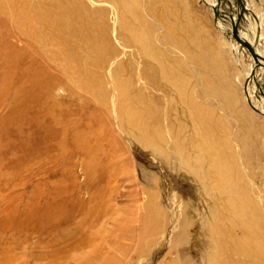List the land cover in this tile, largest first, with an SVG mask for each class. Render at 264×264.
I'll return each mask as SVG.
<instances>
[{
    "label": "bare ground",
    "instance_id": "obj_1",
    "mask_svg": "<svg viewBox=\"0 0 264 264\" xmlns=\"http://www.w3.org/2000/svg\"><path fill=\"white\" fill-rule=\"evenodd\" d=\"M164 1L166 9L175 6L170 0H144L143 8L134 0H115L112 1L110 9L121 10L119 16L115 14L114 25H117V30L124 31L123 42L131 44L132 49L141 55L142 60L136 75L145 78L147 82L157 79L165 83L173 82L186 114L187 124L183 125L190 132L189 139L181 138L176 133L165 137L158 131L154 132L149 122L151 102L145 104L144 99L140 101L131 81L125 78L126 71L120 62L108 64L113 67L105 70L106 81L110 82L116 96L101 97L102 92L106 91L105 78L101 77L107 63L101 50L105 45L104 37L97 23L87 27L84 38L66 30L62 17L70 12L68 0H0V120L6 123L0 126V131L7 130V126L21 124L29 127L35 121L39 131L35 128V133L32 132L34 135L31 138L29 134L27 142L38 141L44 143L43 146L47 143L45 146L48 147L53 125L61 127L59 122L65 124L71 134L62 131L60 139L64 143L70 142L73 153L70 158L74 159V167L77 168L74 172H80L77 180L83 186L96 188L95 191H90L84 187L83 192L86 195L78 196L76 200L66 182L56 181L61 178L62 169L51 170L50 167L41 166L46 177L52 181L47 183L53 184L43 194H52L55 190L63 197L65 204L59 210L57 208L61 205L56 203L47 209L29 212L33 218L49 216L39 222L40 229H37H42L40 238L45 241L43 243L36 240L38 232L35 230L36 234H31L33 237L27 234L28 242L25 239L20 240L13 233L5 236L4 232L7 230L4 225L7 218L1 220L0 264H123L133 259L137 264H142L148 251L150 259L159 258L160 261L144 264H244L237 260L232 261L230 256L234 252L243 256L247 264H264V222L259 216V207L256 203L247 207L243 191L246 193L249 188L245 187L244 182L239 183L241 173L230 171L234 166L231 168V164L220 158V152H215L214 147L220 150L215 145V135L219 129H214L218 117L215 121L214 113L207 102L203 107H197L188 97L189 73H193V76L194 69H197L202 72L199 75L205 93L228 97L232 104L234 102L239 109H244L241 98L236 96L235 88L228 83L225 75L226 54L222 48L213 50L209 34L205 29L202 30L199 26L197 28L196 19L185 8L181 11L179 24L171 22L168 27L159 25L162 30L158 41L182 54L180 57L166 56L157 48V43L152 42L147 29L148 22L150 27V21L155 24L152 19L155 17L156 4ZM223 1L228 4L226 6L232 5V0ZM76 7L82 16H90L91 13L95 16L101 12V8L97 7L84 10L81 3ZM209 9L212 10L211 7ZM147 13L154 16L148 22ZM217 21L220 31L225 32L224 21ZM234 36L237 43L248 50L254 61L253 66L257 65L254 67L257 71L254 75H259V80H263L264 62L257 57L259 53L252 43L255 40L254 35L240 37L234 32ZM92 40V44L88 43ZM93 53H96L95 56L91 55ZM233 54L237 63V55L235 52ZM89 66L90 70L83 74ZM261 69L263 70L258 73ZM31 73H35L32 79ZM183 73H188L187 77ZM138 80L141 79L138 77ZM244 89L247 107L256 114L248 111L247 116L238 115L249 124L245 128L249 139L238 141L236 149L228 147L226 158L243 160V157L248 164L252 153L255 159L260 152L259 133L260 128H264V122H260L258 115L264 116V108L251 103L249 95L252 94L253 86ZM261 96H258V100L264 104L263 92ZM71 101L75 102L74 105H71ZM71 106L73 111L69 113L67 110ZM236 110L238 113V109ZM57 111L65 113L66 118L71 116L67 124V119L64 123L61 119L59 122L55 119ZM167 144L174 170L191 175L197 182L198 193L211 202L213 207H209L208 215L202 218V229L206 235L202 251L191 248L184 238L187 234L184 230L177 236L184 239H177L173 246L165 241L164 248L160 250L148 242L149 238L159 236L163 228L158 225L161 212L155 205L154 198L157 193L162 194L166 202L172 205L173 192L169 189L166 177H158L154 172L145 175L149 186H143L138 179L135 164L139 160L143 169L151 162L161 167L157 159L163 156V147ZM2 146L0 142V147ZM25 151L23 148V156ZM32 162L36 167V162ZM24 170L27 171L25 177L29 181L37 177L31 173L32 167L25 166ZM103 184L108 185L103 187ZM249 190L251 192V188ZM122 194L123 199L120 198ZM244 205L246 208H242ZM9 222L11 223L10 219ZM186 225L185 223L184 228ZM239 227L247 231L249 238L254 232L257 234L253 240L247 241L249 238L245 235V238L235 235V230ZM248 246L251 247L250 252L247 250ZM188 249H191L197 260L190 257ZM163 256L165 257L162 258Z\"/></svg>",
    "mask_w": 264,
    "mask_h": 264
},
{
    "label": "rangeland",
    "instance_id": "obj_2",
    "mask_svg": "<svg viewBox=\"0 0 264 264\" xmlns=\"http://www.w3.org/2000/svg\"><path fill=\"white\" fill-rule=\"evenodd\" d=\"M112 1L115 0H68L70 12L67 16L62 17L64 27L66 28L67 31L70 32V34L81 35L84 38L85 33L87 31V27L92 23H97L98 27L101 29L105 41V45L101 49L102 57L104 56V58L107 60L106 61L107 63H105L104 71L102 72L101 77L102 78L104 77L106 81L107 80L106 71L108 70L109 67H113L112 65H108V64H112L114 62H120L123 69L126 71L125 78H128L131 81V85L133 89L136 90L134 92H136L140 101L144 99L145 104L148 103L149 101L151 102V106L149 107V113H150L149 122L154 132L158 131L165 137H168L176 133V135L180 136L181 138L189 139L190 132L188 131V129H185L183 125L184 123L187 124L186 114L185 111H183L182 109L173 82L165 83L163 80H159V79L150 80L147 82L145 78H141L140 76L136 75V73L138 74V69L140 67L141 64L140 62L142 58H140L141 56L140 54H138L137 52H135L134 49H132L131 44L127 42H123L122 33H124V31L121 32L120 30L116 29L117 25H114L115 24L114 17L115 14H118L119 16L120 15L119 11L121 10L119 8L118 9L114 8V10L111 11L110 7ZM134 1L143 8L144 0H134ZM170 1H173L175 5L172 8L167 7L166 9V3L164 1L163 2L164 6L162 5L163 4L162 2L156 4L155 17L151 13L146 14V22L150 21L152 17L155 18V20L154 18L152 19L155 22V24H153L150 21L151 27L149 26V22L147 23L148 26L147 29L148 32L150 33L149 37L151 38L152 42L157 43V48H160L166 56L180 57L182 55L180 51L174 50V48H169L168 46L163 45L158 41L160 30H162V28H160L159 25L161 24L162 27L163 26L168 27L171 22L175 24H179L181 11L186 8L194 16L193 18L196 19L197 28L199 26L200 29L202 30L205 29L209 34L211 38L210 41L213 50L216 51L219 48H222L223 52H225L226 54V56H224L225 75L227 76L226 78L228 83L230 82L235 88L236 92L234 91V93L236 94V96L238 98L239 97L241 98L239 99L242 100V104L245 109L242 110H244L245 112L243 113V111L239 109L234 102L232 104V100L228 97L205 93L200 78L202 72L197 69H194L195 73L193 76H192L193 73L192 74L189 73V79L187 80V85L189 88L188 97L196 103L197 107H203L205 102H207L211 111H213L214 113V117H213L214 120L216 117H218L216 119L218 120V122L215 120L217 124H215L214 129L215 131L218 129L220 130V131L219 130L216 131L217 133L215 135L216 138L215 145H218L220 147V150L214 147L216 150L215 152L218 153L220 152L219 153L221 155L220 158H223L224 161H226L228 164H231V168H233L234 166V168L230 169V171L232 172L236 171L241 173V177H239V183L244 182L246 188L249 189L251 188V192L249 189L248 190L246 189V193L243 191L244 196L246 198L244 199V201L247 203L246 204L247 207H252V205H255V203L256 205H258L259 216L263 219L262 221L264 222V190H263L264 189V142H263L264 128L263 129L260 128L261 132L259 133L260 139L258 142L259 146L262 149L260 148L259 155H257L255 159L253 153L250 151L252 153V157L248 162L249 165L246 164V160L243 157H242L243 160L241 159L235 160V159H231L230 157L226 158L227 157L226 151L228 150V147L229 149L232 147L236 149L237 148L236 146L238 145L237 143L238 141L242 142L244 139H249L247 133L245 132V128L249 126V124L247 122H244V120L241 119L240 117L241 115L247 116L246 113H248V111L249 112L252 111L249 109V106L247 107L246 104L247 101L245 100V98L247 97L244 94L245 92L244 88H246L247 86L248 88L253 86V91L252 94L249 95L250 96L249 99L250 101H252L251 102L252 104L254 103L258 107L264 108V104L258 100V96L260 97L261 93L262 92L264 93V79L259 80V75L258 77L254 75V73L255 74L257 73L254 67H256L257 65L253 66L254 61L252 60V57H250L251 55L249 54L248 50H246L242 45L240 46L237 43V40L234 36V32L237 33L240 37L242 35L245 36L254 35L255 40L252 43L256 46L255 50H257V52L259 53V56L257 57L259 61L262 60L264 62V0H248V1L232 0V5L230 7L226 6L228 4L223 0H209V1L208 0H170ZM79 3L84 5V10L94 9L95 7H97V8H101V12L95 14L96 17L93 16V13H91L90 16L89 15L82 16L81 12H79V10L76 7L77 4ZM170 4H172V2ZM104 6L107 7L105 8ZM210 7L212 8V10L209 9ZM81 8H83V6H81ZM168 10H170V12ZM238 14L241 15V18H239ZM223 15L228 16V18L226 19L223 18L224 17ZM216 18L224 21L223 23H225V29L224 28L223 29L225 30V32L220 31V28L217 26L218 21ZM157 19L158 21H156ZM229 19H232L234 22H232ZM220 41L222 42L220 43ZM88 43L92 44L93 40L89 41ZM233 52H235L237 55V63L234 60L233 56L235 55L233 54ZM95 54L96 53H93L91 55L95 56ZM105 54L107 56H105ZM89 70H90V66L83 71V74L87 73ZM262 70L263 69L259 70L258 73H260V71ZM183 74L185 75V77H187L188 75V73H183ZM34 75L35 73H31L30 79H32ZM138 77L141 80H138ZM258 81L260 82L259 84ZM104 89H106V91L102 92L101 97L108 98L111 96L114 98L116 96L115 90L114 88H112L110 82L107 81L105 82ZM208 94L211 96H209ZM260 100H263V98H261ZM115 101L117 102V100ZM73 102L74 101H71V105H74L75 102L74 103ZM242 104H240V107H242L241 106ZM72 107L73 106H71V108L67 111L68 112L73 111ZM236 109H238V113H236L237 111ZM57 112L58 113L56 114L55 119L58 120V122L60 119L62 120V122L65 121V119H67L66 122L67 124L71 116H69V118L68 117L66 118L65 113H60L59 111ZM253 112L254 111H252L251 113L253 114ZM258 116L260 117V122L262 121L264 122V116L261 115ZM5 124H6L5 122H1L0 120V126H4ZM30 124L31 126L29 127H25V125L23 124H21V126H7L10 131L8 129L0 131L1 133L0 142L1 144H3V146L0 147V222L4 218L5 219L7 218L5 221L6 225H4L6 226V230H7V232L6 231L4 232L5 236L13 233L14 235H18L20 237V240L25 239L28 242L29 240L27 238L28 235L30 237L31 236L33 237V235L31 234L33 233L36 234L35 231H37L39 234L37 233L36 235L37 237L35 235L34 236L36 237V240L38 242L43 243L45 241L42 238H40L42 236V229L39 231L37 229H40L41 224L39 222L48 218L49 216L43 215L42 217L40 216L33 218L29 215L30 214L29 212L35 209L37 211L47 209L51 205H54L56 203L57 204L60 203L59 205H61L60 207L57 208V210H59L65 204L64 202L65 200L63 199V197L61 198L55 190L52 194H43V191L51 188L53 184L47 183L52 181L49 180L50 179L49 177H46V174L41 170V166L50 167L51 170L54 168L62 169V173L60 174L61 178L56 181L63 183L66 182V184L70 188L69 190L74 194L76 200L78 196L86 195V192H83L84 187L85 188L87 187L90 191H95L96 188H91L88 185L83 186L77 180L80 172L79 171L74 172L77 170V168L74 167L75 166L74 159L70 158L73 155L70 142L64 143L60 139L62 135V131L66 132V134L68 135L71 134V130H68L66 126H64L65 124L62 125L59 122L62 128L58 127L56 124L53 125V127L51 128L53 131L50 138V143H49L50 145L48 147L45 146L47 145V143L43 146L44 143L38 141H32V142L30 141L29 143L27 142L29 134L32 138V135H34L35 133L34 132L35 128L36 130H38L37 128L38 123L36 124V122L34 121V124L33 122H31ZM222 125L223 127H225V129H223ZM254 125L257 126L255 123ZM0 129L2 128L0 127ZM234 131L236 133H234ZM24 132L27 135L19 134ZM224 132L225 133L228 132V133L223 134ZM16 133L19 135H17ZM226 138L228 139V141ZM23 148L24 150H26L24 152L25 156L22 155ZM241 149L244 148L241 147ZM163 150H164L163 156L160 159H157L160 162L161 167H158L156 164L151 162L147 168L143 169L144 167L140 166L141 164L139 160L135 164L138 179L142 182L143 186L148 185L147 183L148 181L145 179V175L149 172H154L158 177L162 175L166 177L169 189L172 190L173 192L174 203L172 205L166 202L165 197L162 194L157 193V197L154 198V203L160 209L161 212L158 225L161 228L162 227L163 228L161 229L162 233L159 236H156V238L153 237L149 238L148 242L151 246H156L161 250L164 248L165 241L169 243V246H173V244L176 242L177 239L180 241L181 239L186 238L187 243L191 245V248H195L197 250L202 251L204 236H206L205 231L202 229L203 228L202 218H205L208 215L209 210L213 208L212 204H210L211 202L209 203V201L202 194L198 193V188L196 186L197 182L195 181V179L191 177V175L182 172L177 173L174 170V167L171 162V157L168 153L169 152L168 144L164 145ZM222 150H224L225 152ZM221 152L222 153L224 152L225 156H223L224 154L222 155ZM249 155L250 154L248 153V156ZM32 161H34V163L36 162V167L32 165L33 163ZM252 163L254 164V166ZM25 166L32 167L33 171L31 173L37 176L31 180L32 182L25 177V174L27 172L24 170ZM241 168L244 170H242ZM107 185L108 184H103V187ZM30 186H31L30 188L31 190L29 189ZM252 189L255 190L252 191ZM248 193L250 196L248 195ZM250 197L253 198L252 199L253 203L251 202ZM120 198L123 199L124 194H122ZM246 205H244L242 208H246ZM9 219L11 220V223L9 222ZM185 223L187 224L186 228H184ZM7 227L9 228L7 229ZM28 227L30 228L28 229ZM182 230H184L185 233L187 231L185 237L184 238L177 237ZM246 232L247 231L239 227L235 230V235L237 237H243V238H245L244 237L245 235L246 237L249 238V234H246ZM0 234H2L1 231ZM256 234L257 232H254V235L251 236L247 241H250V239L253 240ZM21 236L23 237L21 238ZM249 247L250 246H248V248ZM248 248L247 250H249L250 252L251 247L249 249ZM188 251L191 253V249H188ZM174 253H176V251H174ZM164 257L165 256H163L162 258ZM190 257L193 260H197V257L193 253H191ZM230 258L232 259V261L237 260V262L239 263L243 262L244 264H247L243 256L237 255L236 252H234L230 256ZM151 261L159 262L160 259L159 258L150 259L149 251H148L142 264ZM123 264H137V262L135 259H133V260L125 261Z\"/></svg>",
    "mask_w": 264,
    "mask_h": 264
}]
</instances>
